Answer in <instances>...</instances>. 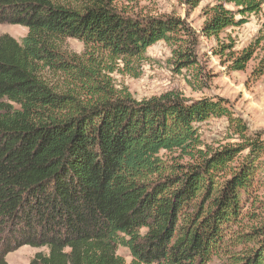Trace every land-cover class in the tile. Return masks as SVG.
Returning a JSON list of instances; mask_svg holds the SVG:
<instances>
[{"label": "trees", "instance_id": "trees-1", "mask_svg": "<svg viewBox=\"0 0 264 264\" xmlns=\"http://www.w3.org/2000/svg\"><path fill=\"white\" fill-rule=\"evenodd\" d=\"M263 4L218 0L204 36L245 24ZM0 24L27 29L21 41L0 36V264L24 245L48 251L29 264H264V142L245 136L223 99L138 101L106 76L120 61L138 77L160 41L175 47L176 71L196 69L182 21L132 14L115 0H0ZM66 39L91 52L66 53ZM211 117L226 118L242 144L201 148L196 124Z\"/></svg>", "mask_w": 264, "mask_h": 264}, {"label": "rangeland", "instance_id": "rangeland-1", "mask_svg": "<svg viewBox=\"0 0 264 264\" xmlns=\"http://www.w3.org/2000/svg\"><path fill=\"white\" fill-rule=\"evenodd\" d=\"M115 1L118 7L125 8L132 14L182 21L192 34L189 42L193 43L197 67L193 69L191 66L176 71L171 62L175 47L160 41L147 49L144 61L136 71L138 77L131 76L128 69L120 61H116L117 70L106 73L114 90L125 89L138 101L166 93H173L188 100L223 99L232 116L239 119L246 128L245 136H257L264 142V73L256 74L264 54V4L258 13L246 17L245 24L228 27L218 37H206L202 26L208 11L218 0H200L196 6H191L186 0ZM4 34L21 41L26 36L27 29L19 25L0 24V36ZM249 48L254 50L251 60L242 71H233L232 60ZM62 49L81 58L91 52L76 39H66ZM196 127L202 142L201 148L239 146L243 142L226 118L211 117L201 124H196ZM245 153L246 151L242 154ZM160 156L164 160L180 164L189 162L186 156L181 159L177 153L161 152ZM262 160L264 161V157ZM261 177H264V164ZM258 191V200L264 202V186ZM239 230L238 226L232 229ZM232 236L230 234V237ZM47 252L44 247L24 245L5 254V260L8 264H29L37 253ZM117 253L124 257L127 263L130 262L126 249L118 248ZM219 263L220 261L213 258L210 264Z\"/></svg>", "mask_w": 264, "mask_h": 264}]
</instances>
